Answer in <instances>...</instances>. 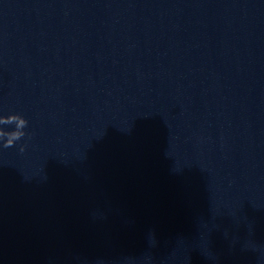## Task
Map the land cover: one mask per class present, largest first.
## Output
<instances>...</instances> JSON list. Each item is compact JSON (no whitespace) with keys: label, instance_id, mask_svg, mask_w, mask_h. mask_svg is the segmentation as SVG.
I'll use <instances>...</instances> for the list:
<instances>
[{"label":"clouds","instance_id":"obj_1","mask_svg":"<svg viewBox=\"0 0 264 264\" xmlns=\"http://www.w3.org/2000/svg\"><path fill=\"white\" fill-rule=\"evenodd\" d=\"M29 121L20 113H10L7 115H0V150L9 149L16 147L18 142L28 137L30 139V134L26 132L28 128ZM26 142L19 144V152L23 153L26 148ZM206 227V226H205ZM251 229V225H250ZM225 238L228 237V233H224ZM149 249H154L157 247L159 241L157 240L156 233L154 230H149L146 236ZM201 243L199 247L202 249V254L206 258L216 261L218 257L212 254L208 249V241L205 234H201ZM180 244H184L183 238L180 239ZM245 249H250L252 251L260 250L258 246L253 241H248L245 244ZM175 252L169 257L170 260L175 259ZM261 258L264 259V250H262ZM185 261L189 258L184 257ZM142 264H154V257L151 251L147 252L142 259Z\"/></svg>","mask_w":264,"mask_h":264}]
</instances>
